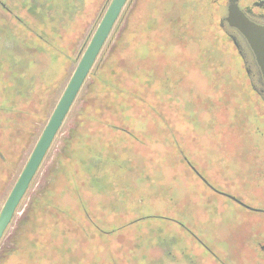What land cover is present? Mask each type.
I'll return each mask as SVG.
<instances>
[{
	"label": "rangeland",
	"instance_id": "obj_1",
	"mask_svg": "<svg viewBox=\"0 0 264 264\" xmlns=\"http://www.w3.org/2000/svg\"><path fill=\"white\" fill-rule=\"evenodd\" d=\"M72 1H66L60 18L66 40H75L71 48L75 61H58L52 80L37 69L41 73L34 76L36 87L56 85L40 96V119L30 123L34 128L23 138L17 132L14 140L0 135V213L112 0H83L78 9L72 8ZM173 1L183 3L127 1L2 238L0 264H192L191 234L203 239L250 237L256 214L211 192L186 161L252 208L264 207V101L253 89L232 37L236 52L227 66L243 87L229 98L202 73L196 31L195 39L187 38L188 45L173 36V15L180 12L176 8L173 12ZM201 1L222 35H235L220 25L229 0H185L186 8ZM258 1L239 0V5L245 9ZM21 7L17 6V17L37 25ZM45 21L48 28L50 20ZM8 25L10 20H0V117L9 122L12 109L17 112V100L10 98L26 80L19 77L25 64L17 58V33L2 32ZM39 62L42 68L48 66L44 59ZM103 68L109 76L117 68L112 79L122 87L120 95H105L102 79H93L92 74ZM21 97L20 108H25L27 101ZM8 102L12 108H5ZM114 124L125 128H111ZM108 146L118 155L116 165L121 160L126 165L124 173L119 170L111 179L116 194L124 192L121 204L111 208L109 192L85 190L80 179L85 173L81 161L103 159L96 151ZM104 174L102 168L99 175ZM83 202L95 207L94 223L109 234L95 229L97 236L88 239L93 226L79 210ZM31 208L34 222L25 230ZM145 216L154 218L130 224L131 218ZM123 221L127 228L110 233ZM21 235L30 240H23L19 249ZM165 239L173 240V261L166 257L159 261L164 251L157 245Z\"/></svg>",
	"mask_w": 264,
	"mask_h": 264
},
{
	"label": "trees",
	"instance_id": "obj_2",
	"mask_svg": "<svg viewBox=\"0 0 264 264\" xmlns=\"http://www.w3.org/2000/svg\"><path fill=\"white\" fill-rule=\"evenodd\" d=\"M175 8L180 12H178L176 15H173V28L171 26L173 36L176 37L179 41H181L183 45H188L191 44V39L187 38L194 37L195 39V36L192 34V32L196 31V37H198L199 35L197 39L199 42L198 48L201 56L200 60H203V65L201 67L202 73L208 78H210L209 80L211 82H213L214 80V84H217L219 88L221 87L220 90H224L228 95H230L229 98H232L236 88L238 89L243 87V82L240 83L239 80H236V76L233 75V73L228 69V66H230L229 61L234 58L233 53L235 54L236 52L233 46L234 44L231 41L230 37L222 35V33L215 27V21L212 12L208 7H206L202 3V1L200 3L195 2L194 6L191 9H188V7L186 8L185 0H183V3H181L180 5H175L173 1V12ZM52 20V22H48L49 24H51L48 28L47 26H45L46 22H39V20H36L37 25L30 24L26 20L17 21V42L19 44L17 58H20V60H18L20 64H25L22 66L23 70L19 71V77L24 82L26 80V84L23 83L22 86L19 88V91L21 93L19 92L17 93V96H14V98H10L11 102L16 103L17 100V112L12 109V119H9L8 122L4 121L0 117V135L6 133L8 137L14 140L15 134L17 132L18 136L20 138H23L26 133L30 132L32 126L34 128V125H31L30 123L36 121L38 118L40 119L42 107V101L39 100L40 96L43 92L48 93L53 86L51 87L38 85L36 87L34 83V76H36V74L41 73L37 69L43 70L42 72H44L46 75L45 79L51 78L52 80V77L54 78V75L56 73L58 74V72L56 71V67H58L56 63L58 61L63 60L66 61L67 64H71L75 61V50L73 51L71 49L73 44H75V40L73 38H68L66 40L67 33H65V22L63 18L53 16ZM62 41H65L67 43L66 46L61 43ZM42 59H44L45 63H48V66L46 68H42L44 64L41 65V63L39 62V60ZM108 67L110 68V65ZM47 68H49V71ZM104 70L105 69L103 68L102 72H99V70L97 73L92 74L93 79L98 80L100 82L102 79L103 85L107 88L105 91V95H120L122 93V87L118 83L113 82L112 79L113 74L118 71L117 68L116 71L114 69L112 70L111 76H109L107 72L104 73ZM34 71H37L38 73H35ZM106 77L109 78L106 79ZM54 86L55 87L53 88H56V85ZM18 94L23 95L25 98L24 101H27L26 103L28 105L25 108H20L19 102L20 99L22 100L23 98L21 97V95L18 96ZM21 103H23V100ZM6 107L12 108L10 106V102L5 105V108ZM9 125L10 131L13 132H10L6 128ZM110 127L114 129L125 128L124 125L119 127L116 124ZM92 149L93 148L91 147V150ZM111 149L112 147L108 146L105 149L96 151L103 158H99L101 160H93L91 161V163L88 160H82L81 165L85 170V173L80 175V179L83 182L82 187L85 188V190L104 192L103 194L109 192V195L107 196L110 198L111 202V204L108 203L107 205L109 208L117 207L121 204L120 199L124 196V192L116 194L117 189L114 188V181H112L111 179H113L115 172L119 170H122V173H124L126 166H124L122 160L119 162V165H116L118 163L116 161L118 155H113ZM102 168L105 172L103 178H101V176L99 175L101 173ZM109 168H111V170H109ZM82 176L84 178H82ZM46 190L47 191L43 193L44 196H46L48 193V189ZM112 194L115 196V198ZM79 206V210L85 212L84 215L86 220L88 219V222H90L94 227H92L91 229L89 228V233L87 234L88 239H93L97 236L95 229L99 232L106 233L105 229H102L100 225L94 223L93 218L91 217V212L95 207L93 205L90 206L88 202L80 203ZM31 211L32 208L30 209L28 217L24 220L23 223V225L25 226V230L27 228L29 230V225H32V223L34 222V217H32L34 216V213H31ZM151 218L154 217L145 216L136 220L131 218L130 224H138L142 221ZM158 219L163 218L158 217ZM78 227L82 231H85V228L82 227L80 224H78ZM113 227V229H110V233L123 228H127V225H125V222L123 221V223L121 222L120 225L117 224ZM20 231H22V228ZM28 239L29 238L27 236H22L21 238L17 237V247L19 249L23 248V240Z\"/></svg>",
	"mask_w": 264,
	"mask_h": 264
},
{
	"label": "flooded vegetation",
	"instance_id": "obj_3",
	"mask_svg": "<svg viewBox=\"0 0 264 264\" xmlns=\"http://www.w3.org/2000/svg\"><path fill=\"white\" fill-rule=\"evenodd\" d=\"M12 1L14 2L12 3L14 4V7L11 6ZM66 1L67 0H22L17 2V0H0V20L6 21V19H8L11 21V25H8V28H4L2 32L6 33L8 31L9 34H15V32L17 33V21H21V19L17 17V6H22L21 9L23 10L26 9V13L28 15L27 17L29 18L30 16V20H39V22H46L45 20H50L49 22H51L53 16L60 18L62 13H65L64 8L66 4H68ZM72 3H74L72 7H77V9L83 6V0H73ZM248 17L257 24L264 25V8H252V12L251 14H248ZM50 25L51 24H49V26ZM226 27L227 26L224 28ZM229 29L235 33V35L229 34V36L230 38H235L238 43L239 50L237 48V51L243 58L245 65H247L250 83L253 89L264 101V79L256 62L255 56L244 37L238 31L231 28ZM10 37H12V35ZM256 84H258V86H256ZM186 163L188 169L211 192L220 198L232 201L234 204L246 209L252 214H256V216H252V222L250 223L251 225L248 229L250 234L249 238L238 240L225 237L217 239H203L195 237L191 234L195 241L192 252L193 257L195 258L190 262L192 264H264V207L252 208L244 201L239 200L237 197L233 196L229 192H226L219 186L214 185L210 181L209 176L204 173L202 174L190 161H186ZM160 218L175 222L172 217L160 216ZM184 228L187 229L186 227ZM1 241L2 239L0 240V243ZM157 246L162 247L164 251V255L161 256V260L159 261L163 262L165 257L170 261H173L175 256L173 254L172 239L162 240L161 244H158ZM194 252H196V254Z\"/></svg>",
	"mask_w": 264,
	"mask_h": 264
},
{
	"label": "water",
	"instance_id": "obj_4",
	"mask_svg": "<svg viewBox=\"0 0 264 264\" xmlns=\"http://www.w3.org/2000/svg\"><path fill=\"white\" fill-rule=\"evenodd\" d=\"M127 1L112 0L108 6L26 166L4 204L0 213V240L12 222L19 204L26 195ZM254 7L264 8V1L255 2L251 7L242 10L239 7V0H229L227 3V15L221 20L220 25L222 28L227 26L234 29L244 37L255 56L264 79V25L257 24L248 17ZM233 42L239 50L235 38H233Z\"/></svg>",
	"mask_w": 264,
	"mask_h": 264
}]
</instances>
